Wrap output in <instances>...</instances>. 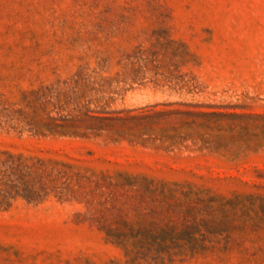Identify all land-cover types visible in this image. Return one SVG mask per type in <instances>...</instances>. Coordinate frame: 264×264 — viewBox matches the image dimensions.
I'll return each mask as SVG.
<instances>
[{"label":"rangeland","instance_id":"1","mask_svg":"<svg viewBox=\"0 0 264 264\" xmlns=\"http://www.w3.org/2000/svg\"><path fill=\"white\" fill-rule=\"evenodd\" d=\"M0 264H264V0H0Z\"/></svg>","mask_w":264,"mask_h":264}]
</instances>
